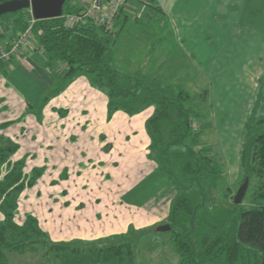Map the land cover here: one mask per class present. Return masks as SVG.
<instances>
[{
    "label": "rangeland",
    "instance_id": "1",
    "mask_svg": "<svg viewBox=\"0 0 264 264\" xmlns=\"http://www.w3.org/2000/svg\"><path fill=\"white\" fill-rule=\"evenodd\" d=\"M129 11L133 14L127 13L129 20L120 28L113 47L117 67L148 78L160 93L170 88L169 95H176V86L183 85L190 94L187 109L193 126L201 130V142L223 167V176L207 184H195L189 179H175L174 183L161 170L153 169L145 184L133 192V200L132 195L127 200L144 203L149 195L162 192L151 202L155 210L161 211V223L139 228L132 224L127 229V220L119 216V230H127L86 240L80 212L84 207L92 211L100 204V200L93 202L91 193L96 188L92 183L101 179L98 182L104 188L114 167L103 164L101 171L95 170L96 163L84 160L82 165L71 164L70 168V164L66 165L71 156L66 150L55 154L64 162L53 158L52 146L64 141L67 127L65 138L60 137L61 123L54 120L53 131L51 119L45 121L40 116L41 106L26 100L21 114L17 110L12 116H0V145L9 140L18 143L20 147L10 156V162L25 160L26 180L38 174L34 185H26L15 197V221L21 224L33 215L49 238L43 236L39 239L43 243L25 253L5 249L8 264H182L171 242L172 229H158L171 224L169 214L178 195L192 192L197 204L195 218L185 228L179 227L193 242L198 241L208 221L220 222L235 237L234 228L241 213L250 207L249 195L240 203H235L234 196L245 181L244 149H248L252 136L258 132L257 120L264 118V0H134L129 1ZM16 13L0 15V23L6 28L0 34V45L11 37L7 17ZM22 79L31 84L32 90L39 85L37 81L41 82L37 72L23 74ZM45 104L46 101L41 105ZM3 113L5 110L1 109L0 114ZM150 164L157 165L154 160ZM35 169L41 172L36 173ZM8 170L9 164L2 163L0 179ZM76 180H84L87 185L76 186L72 183ZM169 193L172 203L159 201ZM107 203L108 209L121 212L118 202ZM73 205L79 211L71 210ZM125 208L136 210L132 206ZM68 219L73 224L71 228L67 227ZM70 241L81 249L49 252L51 242ZM113 244H123V254L106 260L105 248Z\"/></svg>",
    "mask_w": 264,
    "mask_h": 264
},
{
    "label": "trees",
    "instance_id": "2",
    "mask_svg": "<svg viewBox=\"0 0 264 264\" xmlns=\"http://www.w3.org/2000/svg\"><path fill=\"white\" fill-rule=\"evenodd\" d=\"M4 1L0 0V3ZM72 1H66L64 13L81 10L82 5L76 1L71 4ZM27 11L18 10L15 15L7 17L10 35L18 34L27 27ZM129 16L124 13L120 27L115 25L117 28L111 30L79 23L70 25L62 16L38 19L33 26V40L42 46L51 63L62 61L67 64L64 84L81 73L95 76L98 85L107 90L109 115L118 110L133 115L154 105V111L146 121V129L150 136L147 156L157 163L155 170H161L174 183L175 179H189L195 184L220 179L224 169L210 154L209 148L202 144L201 130L193 126L194 120L187 109L190 94L183 85L176 86V95H169L170 88L162 89L160 93L150 85L148 78L117 67L113 47L117 44L120 28ZM3 63L1 59L0 67ZM64 84L52 93L63 90ZM257 123L258 132L252 136L248 149H244L242 164L244 179H249L245 196L249 195L251 204L241 213L240 221L234 228L235 237H231L220 222L208 221L198 241L193 242L179 228H185L187 222L195 218L197 204L192 192L185 191L175 199L169 214L171 242L182 264H264V118H259ZM19 147L13 140L0 145V174L1 164H9L8 172L0 179V199H3L0 200L3 213L0 219V264H8L5 249L25 253L34 250L37 243H43L39 241L43 236L49 238L35 216L29 215L21 224L14 219L17 193L26 185L33 186L38 175L26 180L25 160L10 162V156ZM68 249L79 251L81 247L74 246L72 241L49 244V252ZM105 249L106 260L123 254V244H113Z\"/></svg>",
    "mask_w": 264,
    "mask_h": 264
},
{
    "label": "crops",
    "instance_id": "3",
    "mask_svg": "<svg viewBox=\"0 0 264 264\" xmlns=\"http://www.w3.org/2000/svg\"><path fill=\"white\" fill-rule=\"evenodd\" d=\"M129 1L134 3V0L125 1L116 20L118 28L124 13L133 14L129 13ZM164 12L166 13L165 10ZM16 35H11L10 39ZM37 47L40 46L34 41V44L25 48L19 55L13 56L10 60H4L3 67H0V111L1 109L5 110V113L0 116H12L11 114L16 113L17 110L19 111L17 113L21 114L26 100L32 101L33 105L41 106L40 116H43L45 121L48 118L51 119L53 131H55L54 120L61 123L58 130L60 137L64 135L62 137L65 138V127H67L64 141L61 143L58 141L52 146L53 158L58 157L60 161L62 160L61 162H64L62 157L55 156V154L67 151L71 158L68 157L66 166L69 167L70 164V168L71 164L73 166L77 163L82 165L84 160L92 161V164L96 163L98 167L95 170L100 169L101 171L100 166L103 164L111 169L114 167L110 180L107 179L104 183L106 185L104 188L98 182L101 179L92 183L96 188L91 193L93 202L99 200L101 202L99 201V205L91 208L93 212L85 207L82 209L83 212H80V216L84 218L82 223L84 239L94 241L100 237L117 234L127 230L132 224L139 228L161 223V211L155 210V204H151V202L155 201L154 198L157 195H162V192L149 195L144 203L127 200L134 191L145 184L156 167L154 164H152L153 166L150 164L152 159L147 156L150 136L146 129V121L154 108L149 107L133 115L123 110L109 115L107 90L98 85L95 76L81 73L64 84L63 77L67 64L62 61L51 63L44 50ZM17 72L21 75H18ZM30 72L32 74L37 72L41 78V82L37 81L39 85L35 90L29 87L31 85L29 82L22 79L23 74H30ZM62 84H64L63 90L53 94L52 91ZM47 96L50 98L46 100ZM45 101L46 104L43 107L41 104ZM150 166L154 168L149 169ZM101 176L103 175L101 174ZM69 182L71 181H68V184ZM72 183L76 186L85 187L87 185L84 180H76V183ZM69 189H67L68 193H70ZM78 191L80 194L83 193V190ZM111 200L121 205L122 208L119 210L125 211L122 215H118L121 213L118 210L108 209L106 204ZM159 201L172 203L170 193ZM125 205L126 207H135L136 210L125 208ZM70 208L79 211L74 205ZM88 211L90 212L88 213ZM119 216L127 220L124 224L127 229L123 231L119 230L121 226L117 220L120 218ZM103 218L105 219L102 220ZM71 225L73 224L69 222L67 227L71 228Z\"/></svg>",
    "mask_w": 264,
    "mask_h": 264
},
{
    "label": "built area",
    "instance_id": "4",
    "mask_svg": "<svg viewBox=\"0 0 264 264\" xmlns=\"http://www.w3.org/2000/svg\"><path fill=\"white\" fill-rule=\"evenodd\" d=\"M75 1L80 3L82 8L79 12L62 15L68 24L94 25L111 30L114 29L118 14L126 0H73L71 4ZM26 19L27 27L0 45V59L9 60L19 55L33 41V26L38 19L31 8L26 12ZM5 29V25L0 23V34L5 33Z\"/></svg>",
    "mask_w": 264,
    "mask_h": 264
},
{
    "label": "water",
    "instance_id": "5",
    "mask_svg": "<svg viewBox=\"0 0 264 264\" xmlns=\"http://www.w3.org/2000/svg\"><path fill=\"white\" fill-rule=\"evenodd\" d=\"M67 0H6L0 3V15L31 8L36 19L60 17L64 14ZM249 186V179H245L234 196L235 203L242 202ZM159 230H171V224L158 226Z\"/></svg>",
    "mask_w": 264,
    "mask_h": 264
}]
</instances>
